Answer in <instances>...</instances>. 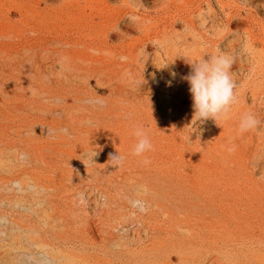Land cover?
Listing matches in <instances>:
<instances>
[{
    "label": "rangeland",
    "instance_id": "1",
    "mask_svg": "<svg viewBox=\"0 0 264 264\" xmlns=\"http://www.w3.org/2000/svg\"><path fill=\"white\" fill-rule=\"evenodd\" d=\"M139 1L0 0V264H264V13L189 27L173 21L192 0ZM232 46L231 75L249 63L229 154L222 120L190 124L182 77ZM246 113L260 124L240 134Z\"/></svg>",
    "mask_w": 264,
    "mask_h": 264
},
{
    "label": "clouds",
    "instance_id": "2",
    "mask_svg": "<svg viewBox=\"0 0 264 264\" xmlns=\"http://www.w3.org/2000/svg\"><path fill=\"white\" fill-rule=\"evenodd\" d=\"M120 59L126 61L127 57L122 56ZM232 63V59L226 55H212L191 63V72L182 77L190 85L189 92L193 108V125L197 121L203 122L209 118L214 119L217 123L220 120L230 118V112L238 99L235 92L237 85L230 72ZM171 75L175 77L176 73L173 72ZM259 124L260 121L253 114L246 113L240 120L239 133L243 134L253 130ZM192 130L194 131V129ZM132 134L136 137V143L131 152L132 155L143 157L145 153L154 150L150 133L145 126H136ZM236 147L234 143L230 142V146L226 150L229 154H233L236 151ZM96 155L95 151L86 153L85 159L90 158L91 162L95 163L93 158ZM123 160L124 157L119 153L118 155H110L109 157V161L114 166H120ZM143 163L147 165L151 161L145 157Z\"/></svg>",
    "mask_w": 264,
    "mask_h": 264
},
{
    "label": "bare ground",
    "instance_id": "3",
    "mask_svg": "<svg viewBox=\"0 0 264 264\" xmlns=\"http://www.w3.org/2000/svg\"><path fill=\"white\" fill-rule=\"evenodd\" d=\"M133 2V7L134 8H139L140 6V1L139 0H132ZM236 5H225L223 0H192L191 4H197L195 9H191V7H188L186 9L187 15H191L190 19L185 18H179V19H174L173 24L176 23H183L185 26L192 27V23L195 21L199 23V26L201 28H206L207 26H215L217 25V19L216 17L222 16L226 22H231V21H238L240 24H246L247 26H251L253 23L252 20V13H264V0H244L242 5H238V3L235 1L234 2ZM186 7V6H185ZM236 7V8H235ZM218 9V10H217ZM232 10V12H231ZM228 11V13H226ZM118 18L124 19L125 16L122 14L118 15ZM218 22L223 23V19L218 18ZM247 37H251L250 30L245 32ZM157 39V36L155 37ZM240 41V40H238ZM248 41V40H247ZM252 43L251 41H248ZM158 45L159 41H157ZM237 47L232 46L231 51H232V57L234 58L233 63H238V58L234 56L236 53ZM211 52V51H210ZM205 54V51L200 52V54L193 56L190 58V61L192 63L199 61L202 59L203 55ZM167 63L169 66L174 67V59H175V54H169L167 53ZM155 59L158 64V69L162 70L164 66V60L163 56L160 52H156ZM245 63L241 64L239 62V67L236 73L232 75L233 80L236 81L238 80L239 75H243L247 69V65L249 63V59L247 57L244 58ZM235 72V71H234ZM261 93H264V83L262 84V87L260 89ZM183 101H180V104H182ZM198 122H196L197 124ZM191 125H193L192 122H190ZM234 123L231 120V115L230 118L227 120H222V123L220 125V129L215 130L214 134L212 135V149L216 150L217 149V133L220 135H224V139L230 140L231 143H234L235 140V135H234ZM227 151V150H226Z\"/></svg>",
    "mask_w": 264,
    "mask_h": 264
}]
</instances>
